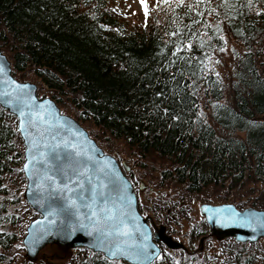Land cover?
Returning <instances> with one entry per match:
<instances>
[{
    "label": "trees",
    "instance_id": "obj_1",
    "mask_svg": "<svg viewBox=\"0 0 264 264\" xmlns=\"http://www.w3.org/2000/svg\"><path fill=\"white\" fill-rule=\"evenodd\" d=\"M106 1L0 0V51L13 78L45 87L94 142L92 130L167 162L157 183L172 187V202L153 200L161 213L148 218L168 235L172 210L184 217L192 196L264 210V0H183L129 31ZM22 161L16 121L0 108L2 251L36 217L22 198ZM251 245L231 241L237 263L253 264ZM162 248L151 264H192L185 250L176 258ZM76 250V264H124Z\"/></svg>",
    "mask_w": 264,
    "mask_h": 264
},
{
    "label": "water",
    "instance_id": "obj_2",
    "mask_svg": "<svg viewBox=\"0 0 264 264\" xmlns=\"http://www.w3.org/2000/svg\"><path fill=\"white\" fill-rule=\"evenodd\" d=\"M0 64L5 66V75L0 77V80L7 79L29 86L24 92H20L10 84L0 83V90L12 91L14 96L20 97L19 103L14 101L11 105L4 102L10 99L9 97L0 98V108L12 115L16 121V131L23 148L21 172L25 185L22 198L36 214L35 219L25 227L21 239L25 259L32 263L40 250L48 245H54L63 251L86 249L100 254L108 261H122L124 264H151L159 256L158 244L168 250L183 249L179 242L165 233L163 226L154 228L150 225L149 219L139 213L134 189L125 176L128 167L123 162L119 165L113 157L104 154L77 121L62 114L51 99L38 98L35 85L14 79L11 74V65L1 51ZM24 101L31 105L30 108L25 107L26 112L40 113L43 119L36 120V128H25L21 131L19 126L22 118L18 114V107L23 106ZM37 129L46 130L43 137L45 143L67 142L66 147L58 150L60 156L58 160L52 161L54 165L64 168L74 165L76 160L72 157L73 149H76L93 158L90 167L94 165V169H104L107 173L106 176L95 170L90 173L100 175L106 184L101 191L96 182L97 195L94 204L90 186L87 183L79 192L84 197L83 203L92 204V208L98 214L96 219L101 220L102 223L97 224L96 220L88 219L91 212L83 207L80 200H77V204L81 205L79 213L66 206L68 199H74L77 193L54 191V188H62L63 185L57 186L43 180L45 171L51 175L55 168L47 170L34 161L25 170V164L32 155L38 157L40 151H51L46 148H33L32 152L28 151L32 139H37ZM141 189L142 185L138 183V191ZM101 209L108 211L102 212ZM198 211L208 227L209 235L216 241L230 238L236 243L253 244L264 240V210L251 207L238 210L231 204H201ZM253 213L255 219L252 218ZM109 214L113 215L114 219H105ZM77 216L83 217V220L78 219ZM96 228L102 231H96ZM125 231L126 235L116 234ZM109 232L112 234H106Z\"/></svg>",
    "mask_w": 264,
    "mask_h": 264
},
{
    "label": "rangeland",
    "instance_id": "obj_3",
    "mask_svg": "<svg viewBox=\"0 0 264 264\" xmlns=\"http://www.w3.org/2000/svg\"><path fill=\"white\" fill-rule=\"evenodd\" d=\"M106 2L112 14L115 15V17L120 20L129 31L130 29H139L144 26L151 13H156V11H161L171 5H175L179 3V0H168L167 3H165V0H159V2L158 0H146L148 9L147 17H145V10L141 6L140 0H107ZM225 43L226 46L223 58L228 60L232 41L226 38ZM26 77L30 80L31 74H26ZM19 82H28L35 85L38 98L51 99L50 92L45 89V87L40 86L36 80ZM70 109L71 108L67 106L65 111L62 110L61 112L74 119L73 114L69 111ZM81 127L86 132L88 131V129H85L84 125H81ZM92 132L95 135L96 145L104 154L113 157L119 165L123 162L124 165L128 167V171L125 174L134 189L137 206L143 208L142 215L147 217L152 216L154 218L153 215L161 213L160 211L152 210L153 200L158 201V198H162V201L166 200L172 202L171 198L173 197L172 195H174L167 191L172 189L170 185H165L161 188V185L157 183V174L161 169L167 168V162L161 161L155 155H150L149 157L142 159L136 154L134 149L126 147V144L123 141L112 140L106 136L102 137L95 130H92ZM138 183H141L142 185L140 191H138ZM162 193L164 195L159 196ZM204 198V195L189 197L185 204V216L182 218L179 217L176 210H172L175 213V215L171 217L172 222L169 223V230L173 233L171 235L172 239L184 246L183 249L189 254L188 256L192 259V264H240V261L237 263L236 257L233 254L237 250L231 247L232 240L227 241V239H225L223 241H216L213 237L208 235V229L203 227L201 223L203 219L199 215L198 207L201 204H204L201 203ZM147 205L150 207L149 210L145 209ZM169 206L170 204L168 207ZM14 210L19 216L22 214L21 211H17L15 208ZM166 212L168 214L169 211ZM30 221H28V223ZM158 226L167 228L163 223H153L154 228H157ZM192 229H195L200 233L195 239L189 237V232ZM23 230H25V228ZM16 231V235L19 237L17 244L12 243L7 251L0 250V264H76L77 260L82 255L80 251L76 249L63 251L61 248L55 247L54 245H48L40 250L36 256V260L30 263L25 259L24 249L21 245V239L24 232L20 231L19 228H17ZM8 232H10L9 229ZM21 232L22 234H20ZM18 244L21 249L18 247ZM160 246L161 247H158L162 248V245ZM163 248L161 250H168ZM169 251L172 256L176 258L178 257L177 253H175V255L172 253L176 250ZM244 252L249 254L248 257L253 258V264H264V243H259L258 245L252 244L251 246L246 247Z\"/></svg>",
    "mask_w": 264,
    "mask_h": 264
},
{
    "label": "snow or ice",
    "instance_id": "obj_4",
    "mask_svg": "<svg viewBox=\"0 0 264 264\" xmlns=\"http://www.w3.org/2000/svg\"><path fill=\"white\" fill-rule=\"evenodd\" d=\"M159 2V0H158ZM168 0H165V3H167ZM180 3H183V0H179ZM200 2H204V0H200ZM229 0H224V3L227 4ZM141 6L145 10V17L148 15V9L146 0H140ZM252 0H248V4L251 5ZM213 11H215L213 9ZM5 75V66L3 64H0V77H3ZM0 83L3 84H10L14 87L15 90H19L20 92H24V90L28 89V85H20L16 83L15 81H10L7 79L0 80ZM3 97H9L10 99L5 100L4 102L6 104L11 105L14 101L20 102V97L14 96L12 91L8 90H0V98ZM25 107L30 108L31 105L27 103V101L23 102V106L18 107V114L22 118L20 121V130L23 131L25 128H36V120L37 119H43V116L40 115V113H36L33 111H25ZM27 119H23V118ZM37 139H32L31 141V147H29L28 151L32 152L33 148H46L51 149L50 152H44L40 151L37 155H32L28 161V163L25 164V170L28 169L30 164H33L35 161L36 163H39L42 168L47 170H52L55 168V171L49 175L47 171H45L43 175V180L49 181L54 185H63L62 188L56 187L53 190L54 191H61V192H68V193H77L76 197L69 198L67 202V207L70 209H75L77 213H79L81 205L77 204V200H80L82 203L84 201L83 195L79 194L80 191H82L85 188V184L87 183L90 186V191L92 193L93 197V204L95 203V197L97 195V183L99 189L102 191L104 187H106V184L104 183V180L101 178L100 175H92L90 174L95 170L97 173H104L106 176L107 173L104 171V169H94L93 167H90V162L93 160L91 156H86L83 152L73 149V159L76 160V163L74 165H70L67 168L61 167L59 165H54L52 161L58 160L60 153L58 150L64 148L67 146V142L63 143H55V144H48L45 143L43 140L44 135L46 134V130L41 131L39 129L36 130ZM80 135H83V133H80ZM55 139V137H53ZM39 141V142H38ZM107 167V165H105ZM75 186V187H74ZM83 207L88 208L91 212V214L88 216V219L90 220H96L97 224L102 223L101 220L96 219L97 218V212L92 208V204L83 203ZM102 212L108 211L107 209H101ZM252 218L255 219V214H251ZM78 219L83 220V217L77 216ZM107 220L114 219V216L109 214L105 217ZM83 226V225H81ZM96 231H102L100 228H96ZM108 235H111L112 233H106ZM117 235L121 234H127L125 231L124 233H116ZM115 255V253H113Z\"/></svg>",
    "mask_w": 264,
    "mask_h": 264
}]
</instances>
